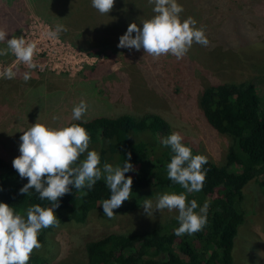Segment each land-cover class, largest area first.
Masks as SVG:
<instances>
[{"label": "rangeland", "instance_id": "rangeland-1", "mask_svg": "<svg viewBox=\"0 0 264 264\" xmlns=\"http://www.w3.org/2000/svg\"><path fill=\"white\" fill-rule=\"evenodd\" d=\"M21 1L26 10L19 36L35 43L36 67L30 69L17 61L14 54L11 62L0 60V71L7 67L19 69L14 79L0 78V155L10 161L20 155V136L30 125L39 121L47 127L64 126L72 119V108L83 100L88 114L156 113L167 121L170 134L178 132L183 137V145L191 144L197 153L221 166L231 140L208 127L201 118L200 91L212 82L250 81L256 94L264 97V0H187L183 10H191L192 16L188 17L196 21L197 28L204 29L207 46L194 42L186 56L177 60L171 54L157 58L144 53L142 48L136 51L117 47L119 42L97 41L106 46L85 45L93 54L97 53L93 64L83 56L85 51L65 41L66 32L61 31L58 39L47 36L61 22L66 27L62 13L70 6L68 1H55L48 9L42 6L38 10L42 17L34 13L27 0ZM70 2V7L77 3ZM153 7H141V22L154 14ZM81 12L80 6L75 7L70 21L84 20ZM129 24L131 21H126V26ZM66 28L71 30V26ZM243 34L250 42L236 46L234 37ZM216 42L228 46H212ZM43 51L49 53V58L55 57L52 66L58 68L38 66L42 63L40 57L45 59ZM94 64V73L83 82L81 71ZM24 72L31 74L27 82L23 80ZM149 199L155 211L157 197ZM143 204L114 213L111 219L94 209L81 224L59 225L45 234L40 242L42 247L34 249L30 257L41 258L44 264H85L81 257V237L85 233L93 235L103 229L117 233L146 232L163 226L177 214L176 210L165 209L148 216ZM237 208L244 214V222L233 239L231 264H264V199L255 181L244 189Z\"/></svg>", "mask_w": 264, "mask_h": 264}, {"label": "trees", "instance_id": "trees-1", "mask_svg": "<svg viewBox=\"0 0 264 264\" xmlns=\"http://www.w3.org/2000/svg\"><path fill=\"white\" fill-rule=\"evenodd\" d=\"M37 16L42 14L39 8L52 7L59 0H27ZM72 4V0H66ZM73 7H67L62 13L66 17L65 41L75 49L83 50L89 57H94L90 47L93 43L99 46L104 43L119 42L126 31V21L136 23L141 28V7L150 8L148 0H115L113 9L108 14H101L92 7L91 0H76ZM187 0H177L181 6ZM2 28L8 33L7 39L19 36L22 25V14L26 8L21 0H2ZM81 8L84 20L70 21L75 7ZM191 10H183L181 19H187ZM61 16V14H60ZM154 14L149 18L151 19ZM62 18V17H61ZM63 19V18H62ZM61 22V21H60ZM122 22H125L122 24ZM62 25V22H61ZM63 26V25H62ZM135 34V33H133ZM234 37L235 45L248 44V38ZM81 43V44H80ZM228 46L216 44L212 46ZM7 47L0 42V49ZM190 51V50H189ZM188 51V52H189ZM13 54L0 56V60L11 62ZM95 65L85 67L83 82L94 73ZM263 99V100H262ZM198 107L205 124L216 132L227 135L231 140L225 163L217 166L207 159L202 165L206 171L203 188L199 192L187 193L179 184L167 176L166 165L170 163L173 152L170 146L161 143L170 135L167 121L153 112L131 114L92 113L83 115L81 120H70L85 128L90 136L88 151H96L100 156L101 170L105 163L113 167L123 166L128 154L133 170L125 173L131 177L132 193L114 213L121 210H133L141 206L145 199L158 197L165 192L184 193L186 201L197 202V209L208 202L207 223L197 233L182 236L174 234L179 227L178 211L174 218L166 220L159 226L146 232L117 233L112 230H100L81 239V257L85 264H231V250L237 228L244 222V214L237 208L242 192L251 181H255L264 199V97L260 98L253 84L249 82H212L199 94ZM193 155L197 153L191 144ZM87 152L79 157L86 158ZM26 178H20L12 167V161L0 155V203L13 208L14 212L26 219V210L33 205L52 207V202L39 198L35 189L28 194H21L20 189L27 184ZM69 193L58 199L59 207L53 209L54 215L66 223L81 224L87 214L94 209L103 213L101 201L110 198V190L102 176L93 188L77 190L69 186ZM104 214V213H103ZM55 227L41 229L38 240L41 242L46 233ZM80 239V240H81ZM28 264H44L41 258L31 256Z\"/></svg>", "mask_w": 264, "mask_h": 264}, {"label": "clouds", "instance_id": "clouds-1", "mask_svg": "<svg viewBox=\"0 0 264 264\" xmlns=\"http://www.w3.org/2000/svg\"><path fill=\"white\" fill-rule=\"evenodd\" d=\"M114 2L115 0H91V5L101 14H108L113 9ZM148 3L154 5V16L143 20L142 28L136 23L129 24L127 31L119 37L117 47L136 51L142 48L144 53L153 57L171 54L180 60L186 56L194 42L202 46L209 44L204 29L197 28L192 17L181 21L183 7L177 0H148ZM61 31L66 29L57 25L47 36L58 39ZM7 35L6 31L0 30V42L7 44L5 49H0V56L7 55L10 51L17 61L30 69L35 68V43H28L23 36L15 35L6 40ZM18 72V68L14 71L13 67H7L0 71V78L11 80ZM30 78L29 72L23 73L25 82ZM86 110L87 105L82 100L72 108V120H81ZM182 140L183 137L178 132H173L161 140L173 152L170 163L166 165L167 176L187 193L199 192L206 178L202 165L207 163V158L193 155L191 149L182 144ZM20 141V155L12 161V167L19 177L28 181L20 189V193L25 195L29 189H35L41 200L52 202V207L33 205L26 210L25 219L9 205L0 203V264H28L33 250L42 247L38 240L40 230L59 226L60 221L54 215L53 209L59 207L58 199L69 193V186L77 190L85 187L91 190L103 176L110 190V198L101 201V207L109 219L115 217L113 210L121 207L132 193L133 180L130 176L125 177V173L133 170L132 164L128 162L131 154H128L122 167L105 163L101 170L100 156L94 150L88 151L90 136L78 124L52 128L36 121L23 131ZM85 152L86 158L80 161L79 157ZM208 206V202H205L197 213L195 210L198 205L195 200L187 202L184 193L165 192L158 195L155 211L151 199L144 200L143 209L148 216L165 209L177 210L179 227L174 234L179 237L185 233L192 235L203 229L207 223Z\"/></svg>", "mask_w": 264, "mask_h": 264}, {"label": "built area", "instance_id": "built-area-1", "mask_svg": "<svg viewBox=\"0 0 264 264\" xmlns=\"http://www.w3.org/2000/svg\"><path fill=\"white\" fill-rule=\"evenodd\" d=\"M43 52L45 53V59L40 57L39 60H42V63L40 65L37 63L38 66H41L42 69H44L46 67V68H48L50 70H55L56 68H58V67L55 68V67L52 66V63L54 62L53 59L55 60V57L49 58L48 57L49 53L45 52V51H43ZM83 56H85L86 58L91 59L92 63H90V64H93L94 60H96V59H94L95 57H89L87 55H83ZM59 59H60V57L57 58L56 60H59ZM81 62H85V61H81ZM85 63H87V62H85Z\"/></svg>", "mask_w": 264, "mask_h": 264}]
</instances>
